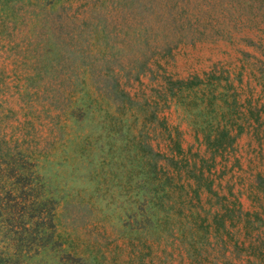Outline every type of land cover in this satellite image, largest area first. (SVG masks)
I'll use <instances>...</instances> for the list:
<instances>
[{
  "label": "rangeland",
  "instance_id": "obj_1",
  "mask_svg": "<svg viewBox=\"0 0 264 264\" xmlns=\"http://www.w3.org/2000/svg\"><path fill=\"white\" fill-rule=\"evenodd\" d=\"M114 4L115 0H0V81L11 85L5 104L13 108L1 115L0 134L29 132L28 137L37 139L19 144L15 150L20 154L15 158L19 166H29L27 170L33 169L42 178L44 188L33 181L34 188L52 198L65 249L55 242L27 260L28 264H192L183 244L171 235L175 231L151 228L146 199L142 202L147 210L136 208L133 199L143 198L145 186H136L139 174L117 159L121 149L115 148L119 140L115 127L108 128L98 111L92 110L80 123L61 117V133L54 116L58 108L43 103L42 93L36 98L30 87L84 83L89 96L101 94L115 107L119 100L112 87L115 13H109ZM103 20L105 30L99 29ZM248 23L236 21L227 37L182 43L167 65L175 77L221 65L230 68L232 76L241 72V79L233 76V82L241 99L249 98L257 116L248 115L231 146L211 152L196 130L195 109L185 104L173 100L158 115L166 118L173 133L177 131L188 157L197 165L204 160V175L213 180L212 189L224 196L228 206L236 199L242 213L249 209L263 218L264 236V49L252 43L263 44L264 21L260 29ZM226 25L231 26L230 21ZM132 53L127 51L121 59L128 60ZM142 81L124 86L131 94L142 93L148 90L149 78L143 76ZM17 82L21 88L26 86L25 92L16 91ZM105 100L99 102L101 106ZM146 139L154 150L169 154L160 135ZM158 161L172 170L161 156ZM208 195L216 197L205 190L200 194L203 201ZM229 228L234 231L231 224Z\"/></svg>",
  "mask_w": 264,
  "mask_h": 264
},
{
  "label": "trees",
  "instance_id": "obj_2",
  "mask_svg": "<svg viewBox=\"0 0 264 264\" xmlns=\"http://www.w3.org/2000/svg\"><path fill=\"white\" fill-rule=\"evenodd\" d=\"M109 13H115L112 87L115 99H119L115 107L101 94L89 96L84 83H38L30 86L32 92L36 98L42 93L43 103L58 108L54 116L61 133V117L80 123L92 110L98 111L108 128L115 127V138L119 139L115 140V148L121 149L117 159L139 174L136 186H145L143 198L133 199L136 208L147 210L142 202L146 199L153 221L151 228L164 226L175 231L171 235L183 244L192 264H264V236L260 229L263 218L249 209L242 213L236 199L228 206L224 196L212 189L213 180L204 175V160L197 165L188 157L177 131L173 133L166 118L158 115L160 108L173 100L185 104L195 109L196 130L211 152L231 146L235 134L243 131L248 115L257 116L249 98L243 101L233 82V76L241 79V72L232 76L230 68L221 65L175 77L167 65L173 50L182 43L227 37L236 21H247L248 26L260 29L264 0H115ZM105 21L99 29H106ZM252 43L264 49V42ZM129 50L133 53L123 61L121 56ZM143 76L149 78L148 90L131 94L124 84L141 85ZM15 87L17 92L26 91V86L21 88L18 82ZM10 88L9 83L0 81V125L1 115L13 111L5 104ZM101 100H105V106H101ZM28 133L0 134V264H28L27 260L55 242L65 250L56 226L55 204L50 196L34 188V183L44 188L42 178L33 169L27 170L29 166H19L15 158L20 154L15 150L19 144L36 139L28 137ZM156 134L169 154L154 150L147 141L146 137ZM158 156L171 165V171L159 163ZM202 190L216 197L208 195L203 201ZM214 251L217 255L212 254Z\"/></svg>",
  "mask_w": 264,
  "mask_h": 264
}]
</instances>
